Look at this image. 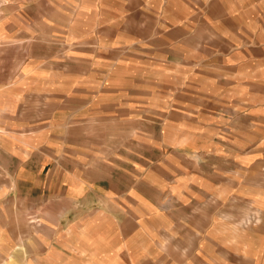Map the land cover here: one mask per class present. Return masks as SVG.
Instances as JSON below:
<instances>
[{
    "label": "crops",
    "instance_id": "0c3cea01",
    "mask_svg": "<svg viewBox=\"0 0 264 264\" xmlns=\"http://www.w3.org/2000/svg\"><path fill=\"white\" fill-rule=\"evenodd\" d=\"M45 31L103 32L98 69ZM0 32L35 47L0 56V264H264V0H0Z\"/></svg>",
    "mask_w": 264,
    "mask_h": 264
},
{
    "label": "rangeland",
    "instance_id": "374dc122",
    "mask_svg": "<svg viewBox=\"0 0 264 264\" xmlns=\"http://www.w3.org/2000/svg\"><path fill=\"white\" fill-rule=\"evenodd\" d=\"M1 33V32H0ZM8 38H14L15 40H20V36H18L19 32H5ZM51 32H43L45 37V45L49 47H44L45 54H51L57 57V62L65 64L61 67V71L65 72H75L77 75L83 73L82 71H87L90 69H98V65L95 61L99 59H103V32H86L81 37L73 41L71 44L65 40H60L59 42H52L49 37ZM49 38V39H48ZM48 39V41H47ZM100 43H102L100 45ZM35 49L29 47H11L10 44L6 46V44L0 42V56H4L10 54L13 50L17 53H25V51ZM85 58H94L93 62L83 61ZM0 66L3 68L8 67L9 64L3 62L0 63ZM91 72L86 73L85 77L88 76ZM89 84L92 86H99L100 80L92 75L90 79H86ZM95 90V89H92ZM79 93V92H78ZM77 93V98H80V101L75 102L78 106L83 107L84 109L92 108L93 106L85 105L83 100L84 98H89L90 104H96L98 101H103V93H95L93 95H83L82 93ZM82 94V95H81ZM67 97V96H65ZM95 107L97 105H94ZM90 134L92 135H103V127H90L88 128ZM127 135L128 133H124ZM94 137V136H93Z\"/></svg>",
    "mask_w": 264,
    "mask_h": 264
}]
</instances>
